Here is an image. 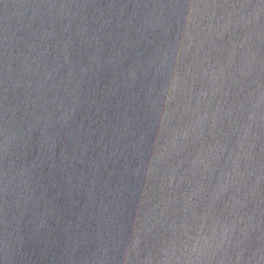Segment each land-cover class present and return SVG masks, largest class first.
Returning <instances> with one entry per match:
<instances>
[{
	"label": "water",
	"instance_id": "water-1",
	"mask_svg": "<svg viewBox=\"0 0 264 264\" xmlns=\"http://www.w3.org/2000/svg\"><path fill=\"white\" fill-rule=\"evenodd\" d=\"M264 100V0H158Z\"/></svg>",
	"mask_w": 264,
	"mask_h": 264
}]
</instances>
